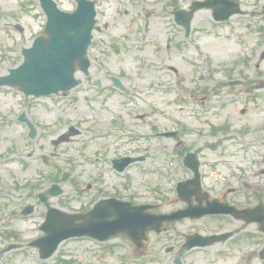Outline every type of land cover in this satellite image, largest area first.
I'll list each match as a JSON object with an SVG mask.
<instances>
[{
	"label": "rangeland",
	"instance_id": "374dc122",
	"mask_svg": "<svg viewBox=\"0 0 264 264\" xmlns=\"http://www.w3.org/2000/svg\"><path fill=\"white\" fill-rule=\"evenodd\" d=\"M253 1V5L256 6L255 10L261 9L264 5V0ZM64 6L67 4L65 3ZM146 20L152 23L158 21ZM243 20L245 18L235 17L226 25L214 27L209 24L206 12H198L193 20L192 29H194L193 32L191 31L190 41H182L180 34L174 29V36L177 37L173 40L175 49L164 51L165 38L163 35L167 33L165 32L167 29L156 25L147 29L150 31L146 34L147 45L139 51L146 57L138 61V57H135L136 52L126 54V56L120 55L114 59L110 57L105 66L107 70L105 75L111 72L122 75L124 85L129 87L133 95L132 102L137 103L136 106L143 111L134 112L132 110L134 103L126 101L114 89H111V92H106L104 89L97 92V89L93 87L94 101H86L81 91L77 90L75 93L79 96V100L74 102L60 98L29 100L15 90L1 88L0 155L4 157L0 160V177L10 183V191L1 195L0 198V233L14 230L20 241L33 237L36 234V225L46 209L45 205L39 204L36 200V194L41 189L32 191L29 186L13 189L11 184L34 182L38 178L37 174L45 171H55V174L58 173V178L62 174H68L72 178L85 180L86 172L92 170L86 163L87 159L94 155L98 148L109 147L112 152H119L115 150L120 146L117 142L114 143L106 138L97 139L91 137L89 133L92 129L106 128L110 117L128 108L127 112H133L132 116L145 114L144 121L138 120V123L132 126L137 129L147 128L146 122L164 121L167 117L175 121L177 119V122L188 126L196 124L197 116L189 104L195 97H190L189 102L184 104L180 103L179 98L186 97L191 87L223 81L222 71L228 69L235 70V73L231 72L230 78L246 79L247 83L251 81L257 84L258 80L255 79L264 71V60L257 62L260 65V74H256V61L251 63L250 60L254 54L252 53L253 45L255 49L264 52V32L256 33V27L252 29L250 23ZM255 20L261 24L258 26H262L264 16L255 18ZM43 22L44 18L37 4L29 0H0V75L5 74L8 67L17 66L20 63L21 59L15 56L14 50L28 46L41 31ZM16 24L21 26L22 32L14 28ZM244 24H247L248 30L243 29ZM134 31L138 32V29H130L131 33ZM238 32L242 33L241 41L238 38ZM121 33L128 34L127 27H110L106 35L117 40V36ZM251 37L253 38L250 39ZM194 38L200 43L202 53L195 48ZM134 42L132 38L127 41L130 44ZM201 57L208 64H202ZM12 58L17 62L12 61ZM144 59L146 64H143ZM256 59L260 57L257 56ZM96 73L93 72V77H96ZM240 73H244V76H240ZM261 78L264 80V77ZM107 79V77L104 78V85H107ZM54 100H57V104H54ZM243 100L235 104L237 113L242 107L241 104H245ZM23 111L36 122L38 134L33 143L22 141L20 137L23 133L21 132L22 127L12 121ZM54 124L56 126L53 128ZM68 126L78 127L82 132L81 136L73 139L70 144L53 148L50 141ZM11 147H16V149L7 153V149ZM112 152L107 156H114L115 153ZM41 156H47V164L40 160ZM19 163L21 166L18 165ZM61 181V187L65 191L64 196L59 200H51L49 204L68 211H75L80 203L76 204L74 201L73 186L64 179ZM52 183H47L44 188ZM28 203L35 204L34 214L22 218L18 212ZM178 230L180 231L181 228L178 227ZM88 247L89 244L86 243L68 242L60 247L57 256L61 254L70 256L80 264H102L97 257H93ZM27 254L28 259L19 257L18 261L13 264H33L30 258L31 253ZM51 261L53 259L49 262ZM7 263L12 264L9 261ZM0 264L3 263L0 262ZM104 264H119V260H107Z\"/></svg>",
	"mask_w": 264,
	"mask_h": 264
},
{
	"label": "flooded vegetation",
	"instance_id": "af4514ba",
	"mask_svg": "<svg viewBox=\"0 0 264 264\" xmlns=\"http://www.w3.org/2000/svg\"><path fill=\"white\" fill-rule=\"evenodd\" d=\"M234 89L246 90L250 96L257 100H248V106L239 120L235 111V104L230 95ZM251 89L254 93L251 94ZM264 87L254 84L242 85L241 87H228L225 92L217 93L227 98L219 101H204L202 110L210 114L209 124L200 135L196 144L191 146V150L196 153L200 164V188L206 193V197L201 196L202 202L207 200H218L236 209L252 210L258 207L264 213ZM242 91V90H241ZM218 96V97H220ZM244 123L238 124L236 121ZM235 129L236 132H226ZM242 138L246 139V157L243 162H236L238 147L242 144ZM210 142L217 146L216 151H211L204 147V142ZM190 152V151H189ZM218 153V154H217ZM237 164V165H236ZM185 169V168H184ZM186 178H191V173L185 169ZM145 187H137L133 199L136 204H154L157 209L155 213H165L160 206H165L160 202L150 201L153 195L145 190ZM126 189L120 187V195L125 196ZM147 195V197H142ZM202 195V193H201ZM167 204L168 206L185 205L179 201ZM192 203L196 204L194 198ZM206 205V202L203 203ZM165 209V210H166ZM184 221V220H183ZM182 221V222H183ZM197 233L206 235H225L224 240L202 250L192 249L187 251L183 243L187 236L195 232H184L182 236L174 228V224H163L161 232L153 234L152 240L143 242L141 248H136L130 243L134 251V257L138 262L149 261L155 257V251L160 254L161 263L174 264L179 258L183 264L191 258L202 255L198 261L204 264H264V229L257 223L237 220L229 215H211L199 220ZM191 222V221H190ZM264 228V225L263 227ZM120 240L127 243L124 236ZM260 242L262 244L260 245ZM163 249H157L158 244ZM145 244V246H144ZM144 248V252H142ZM143 253V256H139Z\"/></svg>",
	"mask_w": 264,
	"mask_h": 264
},
{
	"label": "water",
	"instance_id": "95a60500",
	"mask_svg": "<svg viewBox=\"0 0 264 264\" xmlns=\"http://www.w3.org/2000/svg\"><path fill=\"white\" fill-rule=\"evenodd\" d=\"M79 18L77 16H71ZM56 12L49 14L46 32L49 40L38 48L30 50L25 63L19 68L18 77L8 76L0 78V85H23L25 86L28 75L37 74L45 81H50L47 89H53L56 81H69L68 70L72 68L73 60L81 58L84 46L87 43L89 28L83 22L76 33L72 35L73 25L80 19H65ZM35 47V46H34ZM32 91H37L41 86H30Z\"/></svg>",
	"mask_w": 264,
	"mask_h": 264
}]
</instances>
